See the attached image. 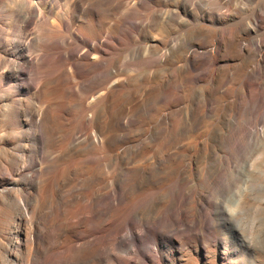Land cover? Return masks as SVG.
Here are the masks:
<instances>
[{
  "label": "rangeland",
  "instance_id": "rangeland-1",
  "mask_svg": "<svg viewBox=\"0 0 264 264\" xmlns=\"http://www.w3.org/2000/svg\"><path fill=\"white\" fill-rule=\"evenodd\" d=\"M75 1L41 0L40 4L47 11L49 21L59 23L67 13L71 14L75 11L77 8ZM89 1L95 3V12H90L84 20L99 23L104 30L114 34L116 39L112 55L107 56L114 60L113 65L104 66L97 74L89 72L90 78L83 85V89L107 90L111 83L118 82L122 84L118 92L119 101L126 109L136 112L132 122L118 124L112 112L108 111L100 125H96L103 132V136L109 139L108 144L102 149L110 155L105 158L103 165L97 171L101 177V185L107 188L113 182H119L117 185L127 188L133 182V177L130 173L121 175V168L116 163L120 162L118 156L120 154L122 156L125 150L140 151V157L152 156L155 151L167 148L166 143L173 138V133L176 135L175 147L186 159L184 167L179 169V174L175 175L169 167L158 169L155 174L166 176L165 181L153 184L145 180L142 189L130 196L124 195L127 198L112 209V214L116 216L115 227L122 225L127 215L132 213L153 220L156 227H162V223L168 221H189L192 215L200 220L201 214L191 208L196 191H203L209 182L213 183V178L219 179L228 187L231 186L235 178L234 170L246 161L255 160L257 172L252 178L264 181V157L257 155L260 153L256 144L257 134H264V111H262L264 107L260 110L262 114L260 121H256L244 111L243 104L252 100L255 94V87L244 86L243 82L244 74L251 68L253 58L248 53L241 52L237 46V39L242 36L241 29L248 26V23L252 25L253 13L259 9L260 3L264 0ZM13 2L14 0H0V59L7 58L15 62L25 36L34 32L38 25L45 23L25 26L26 6L23 3ZM229 6L232 18L218 20L215 24L210 22L208 19L210 12H218L219 9L225 11ZM126 13L129 14L127 19L122 21ZM73 22L78 24L79 21L73 18ZM70 29L74 30V27ZM258 34L264 36V27L259 29ZM255 36L257 35L249 36L251 48H254ZM224 38L233 40L230 50L226 53L221 51L220 46ZM72 39L75 41L72 48L82 46L76 39V34L74 36L73 33ZM197 47H206L211 52L202 55L201 58H195L192 48ZM39 49V43L34 42L29 50L34 57H37L40 55ZM139 49L142 55L139 54ZM84 51L85 48H82L72 60H76ZM0 65V73H3L5 65ZM66 76L64 74L61 80ZM27 77L35 78L36 74L30 71ZM249 81L264 84V79L257 76H253ZM67 82V80L57 82L58 87L66 85ZM54 84V82L50 83V85ZM229 87H233L235 92L227 93ZM34 91V88H30L26 92L22 81H16L14 74L0 90V191L5 192L0 200L6 205L13 202L18 192L21 196L36 194L31 189V185L35 186L39 181L28 182L27 175L30 173L25 171L22 174L18 171V164L15 163L17 156L29 159L35 150H40V153H51L52 156L60 151L64 152L65 158L73 157L79 162L61 179L62 182L66 181L71 185L78 178L93 173L90 171L92 164L82 163V160L84 156L92 153L94 146L78 145L85 138L81 133L70 142L66 140L67 130L70 127L66 124L67 119L71 117L75 106L62 110L59 118L53 119V139L40 143L39 132L28 128L24 118L26 112L24 105L23 110L19 112L21 117L15 115L12 110L8 113L2 109L4 105L11 106L19 100H26L30 92ZM80 96L81 94L75 95L72 101L79 103L82 100ZM146 101L149 103L147 113L142 111ZM87 116L92 118L93 111H87ZM172 127L175 131H171ZM123 136L125 138L122 139ZM161 143L165 145L162 146ZM177 164L178 161L174 160L169 163L173 167ZM47 176H43L42 179ZM180 179L187 180L182 185L184 189L194 191L184 201H180L174 186ZM150 190H160L152 206ZM140 195L143 196L141 199L131 202ZM259 203L260 201L255 202L256 205ZM74 206L76 204L70 205L68 211L74 209ZM261 212L264 214L263 211ZM4 214L0 211V240L4 239L3 230L6 225L4 221L8 218ZM60 215L63 217L64 212L52 216L53 220L49 225L56 216L59 218ZM257 217L259 215L253 207L244 218L248 221ZM176 223L170 228H177ZM130 230V226L127 225L123 233L126 234ZM217 231L218 229H212L210 236ZM80 237L81 234L77 235L75 230L62 235L60 241L56 243L58 246L49 253L51 259H59L58 250L68 239L80 243ZM190 239L191 236L185 238V240ZM134 241H130L127 247L122 249H129ZM160 241L149 234L145 247L148 246V249L156 247ZM164 242L166 247L162 244L159 253L150 250L149 254L157 260L153 264H184L187 261L189 264H262L263 257H259V252L248 259L232 252L215 256L208 248L199 252L195 249L190 250L191 248L179 251L174 247L169 248L171 244L166 240ZM170 250H173V253H170ZM65 253L68 255L75 252L66 250Z\"/></svg>",
  "mask_w": 264,
  "mask_h": 264
},
{
  "label": "bare ground",
  "instance_id": "bare-ground-1",
  "mask_svg": "<svg viewBox=\"0 0 264 264\" xmlns=\"http://www.w3.org/2000/svg\"><path fill=\"white\" fill-rule=\"evenodd\" d=\"M40 1L14 0L13 3L19 2L26 6L25 26L42 22L45 24L38 25L34 32L25 36L17 61L0 59V64L5 65V71L0 73V90L14 74L16 81H22L26 92L30 88H34L35 91L30 92L26 100H19L11 106L4 105L2 109L8 113L12 110L15 115L21 117L19 112L23 110L24 105L26 110L24 118L28 128L39 132L40 143L53 139V119L59 118L62 110L75 106L71 117L67 119L66 124L70 127L67 130L66 140L70 142L81 133L85 138L78 145L94 146L92 153L84 156L82 160V163L92 164L90 171L93 173L78 178L71 185L66 181L62 182L61 179L79 162L73 157L65 158L64 152L60 151L52 156L51 153H40V150H35L29 159L17 156L15 163L18 164V171L22 174L25 171L30 173L27 175L28 182L39 181L37 185H31V189L36 192L34 195L30 193L21 196L18 192L10 205L0 200V211L8 217L4 221L6 222L4 230L2 229L5 234L4 239L0 240V264H102L105 262L153 264L157 260L149 252L154 250L159 253L161 245L165 246L164 240L171 244L169 248L174 247L179 251L191 248L190 250L195 249L197 252L208 248L215 256L232 252L248 259L259 252L264 264V214L261 212H264V181L252 178L257 172L255 160L246 161L234 170L235 178L231 186L228 187L219 179L213 178V183L209 182L203 191H196L191 208L201 214L200 220L192 215L189 221H168L162 223V227H156L153 220L132 213L127 215L122 225L115 227L116 216L112 214V209L127 198L124 195L130 196L142 189L145 180L153 184L165 181L166 176L155 174L158 169L169 167L175 175L179 174V169L184 167L186 159L175 147L176 135L173 133V138L166 143L167 148L155 151L152 156L140 157L141 152L133 150L129 152L125 150L122 156L121 154L118 156L121 163L118 161L116 163L121 168V175L130 173L133 177V182L127 188L117 185L119 182H113L107 188L101 185V177L97 171L103 165L105 158L110 155L102 149L108 144L109 139L103 136V132L97 126L108 111L112 112L118 124L132 122L136 112L126 109L119 101L118 92L122 84L113 82L107 90L98 88L94 91L84 90L83 85L90 78L89 72L97 74L104 66L113 65L114 60L107 56L112 55L116 36L104 30L99 23L84 20L90 12H95V3L89 0H76L75 11L71 14L67 13L59 23L49 21L47 11ZM139 1L147 2V0ZM229 9L230 6L225 11L222 9L218 12L212 11L208 19L215 24L218 20L232 18ZM125 15L122 21H125L129 14ZM73 18L78 19V24L73 22ZM248 24L241 29L242 36L237 39V46L241 52H246L253 58L251 68L244 74L243 82L244 86L255 87V94L252 100L243 106L244 111L256 121H260L262 116L260 110L264 107V84L250 82L249 79L253 76L264 79V36L258 34L259 29L264 27V1L260 3L259 9L254 11L252 25ZM71 27H74V30H71ZM73 33L82 46L72 48L75 42L72 39ZM251 34L257 35L254 39V48L249 45ZM34 42H38L40 46V55L37 57H34L29 50ZM232 42V38H224L220 42L221 51L228 52ZM82 48H85V51L76 60H72ZM139 52L141 54V49ZM192 52L195 58H201L211 51L206 47H197L192 48ZM30 71L36 74L35 78L27 77ZM64 74L67 76L61 80ZM65 80L68 81L67 84L59 88L57 82ZM52 82L55 84L50 85ZM227 91L233 93L235 89L229 87ZM80 94L82 100L79 103L72 101V97ZM87 111H93L92 118H88ZM142 111L149 112L147 101ZM172 128L171 131H175ZM256 138L260 153L257 155L264 157V134L259 133ZM161 145L165 144L161 143ZM172 160L178 161L175 167L169 165ZM45 175L48 176L43 180ZM186 182V179H180L174 185L180 201H184L194 193L192 189L182 187ZM159 191L150 190L151 206L155 203ZM261 191L263 193L260 194ZM4 193L0 191V198L5 195ZM136 197L132 199V203L143 196ZM257 201H260L258 205L255 204ZM72 204L76 206L68 211ZM253 207L259 217L245 221L244 217ZM63 212V217L56 216L49 225L53 220L52 216ZM175 222L178 227L171 229L170 226ZM127 225L131 230L125 234L123 231ZM212 229L218 231L210 236ZM72 230L77 231V235L81 234L80 243L68 239L58 250L59 259L52 260L49 253L58 246L56 243L60 241L61 236ZM149 234L161 240L156 247L150 249L148 246L145 247ZM187 236H191L192 239L185 240ZM132 240H135L133 245L123 250L122 248L127 247ZM66 250L75 253L66 255ZM170 253H173V250H170Z\"/></svg>",
  "mask_w": 264,
  "mask_h": 264
}]
</instances>
